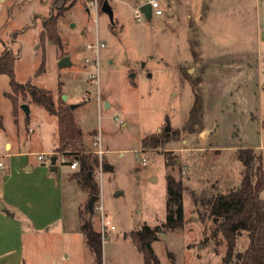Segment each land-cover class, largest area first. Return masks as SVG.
I'll return each instance as SVG.
<instances>
[{
  "label": "rangeland",
  "instance_id": "obj_1",
  "mask_svg": "<svg viewBox=\"0 0 264 264\" xmlns=\"http://www.w3.org/2000/svg\"><path fill=\"white\" fill-rule=\"evenodd\" d=\"M92 1L0 0V53L16 55V80L49 90L57 104L68 96L63 102L77 106L71 111L85 150L99 158L91 212L93 194L76 178L79 163L72 170L54 153L57 117L21 95L15 113L9 77L0 74V264H99L83 232L87 221L102 235L101 264H144L131 236L143 225L161 228L152 243L161 264H222L224 237L191 193L239 187L240 149H255L264 164V0H158L163 15L142 22L135 9L145 0H97V13ZM58 13L61 47L40 37L44 19ZM97 43L104 44L99 55ZM64 57L71 65L61 69ZM95 61L99 86L87 80ZM194 89L203 99L201 122L189 121ZM168 120L180 135L143 149ZM40 154L56 155V170ZM167 173L186 188L182 229L162 228ZM248 245L243 234L237 250Z\"/></svg>",
  "mask_w": 264,
  "mask_h": 264
},
{
  "label": "trees",
  "instance_id": "obj_2",
  "mask_svg": "<svg viewBox=\"0 0 264 264\" xmlns=\"http://www.w3.org/2000/svg\"><path fill=\"white\" fill-rule=\"evenodd\" d=\"M45 18L43 22L42 40L48 39L61 47V36L58 33V17ZM16 55L9 49L0 53V74L7 75L10 81L11 93L7 97L14 105L15 113L18 112V96L30 98L34 103L42 106L47 112L57 117L59 121L58 136L59 146L55 152L73 157L81 168L76 174L82 187L98 198L99 190L93 183L94 170L98 166V155L88 153L84 146V135L73 117V113L65 102L59 97V103L54 101V96L49 90L29 84L23 85L16 80L14 70ZM44 71L43 66L39 72ZM197 83V82H196ZM194 83V88L196 87ZM196 89V88H195ZM194 89V103L189 112V121L201 122L203 118V99ZM0 128L4 123L0 115ZM203 129V128H201ZM180 135V131L173 129L169 120L163 127L160 135L147 136L142 141L143 149L155 148ZM238 161L243 165L241 183L239 187L231 189L227 193L208 195L191 193V199L196 206L203 209V218L212 220L218 224L226 242V254L222 264H264V164L262 154L253 148L240 149L237 154ZM167 220L162 225L163 229H182L185 223L184 199L186 191L183 182L167 173ZM160 227L143 225L140 229L132 231V241L142 253L144 264H161L152 248V243L158 239ZM83 232L87 238V244L97 257L98 263H102V235L96 232L93 224L87 221L83 226ZM247 234L249 245L245 251L237 250L239 238Z\"/></svg>",
  "mask_w": 264,
  "mask_h": 264
},
{
  "label": "built area",
  "instance_id": "obj_3",
  "mask_svg": "<svg viewBox=\"0 0 264 264\" xmlns=\"http://www.w3.org/2000/svg\"><path fill=\"white\" fill-rule=\"evenodd\" d=\"M148 4L151 8V14H152V17L153 16H156V17H160V15H163L164 13V10L161 6V2H159L158 0H145L142 4H140L138 7H136L135 9V18L138 22H142L145 14L144 12L141 11V8L143 7V5H146ZM92 5L95 6V9H96V13L99 11V8H100V5H99V2H97V0H93L92 1ZM144 16V17H143ZM104 47V44H99L97 43L96 44V47H95V51L97 52V54L99 55V49L100 48H103ZM89 48H92L91 46H89ZM94 68L97 69L96 73L95 74H91V75H88L87 76V80L89 82V84L91 85H97L99 86V62L98 61H95L94 63ZM101 141H98V143H94V145H98L99 146V149L97 150V154H99L100 156H102L104 154L105 151H103V149L101 148ZM62 162L64 163H67L69 164V167L72 169V170H77L78 169V162L76 160H73V161H70L68 156H66L65 154H62ZM38 160L42 163H46L48 161L51 162V159H48L46 158V155L44 154H40L38 155ZM147 160H143L142 164L143 165H146L147 164ZM0 166H1V163H0ZM105 223L103 222L102 224V229L105 230ZM111 229L113 230L114 227L112 226Z\"/></svg>",
  "mask_w": 264,
  "mask_h": 264
},
{
  "label": "water",
  "instance_id": "obj_4",
  "mask_svg": "<svg viewBox=\"0 0 264 264\" xmlns=\"http://www.w3.org/2000/svg\"><path fill=\"white\" fill-rule=\"evenodd\" d=\"M141 11L144 12L145 16L149 19L152 18V14H151V8L148 4L146 5H143V7L141 8ZM102 12L105 13L111 20L112 23H114L115 21V18H114V12H113V8L111 6V4L108 2V1H104L103 5H102ZM71 65V62H70V58L69 57H64L62 58V60L60 61L59 63V67L62 69L63 67H67V66H70ZM63 100H68V96L64 95L63 96ZM107 106H110V104L108 103ZM77 106L76 105H71V109H75ZM22 109L25 111V113L27 114V116L29 115V107L27 105H22ZM58 160V157L56 155H54L52 158H51V164H52V167L51 169L53 170H56L55 168V165H56V162ZM105 169L107 170H112V167L108 166L107 164H105L103 166ZM98 198L93 196L90 198V202H89V210L91 212H93L94 210V205L95 203L97 202ZM5 206L3 203H1L0 201V210H5Z\"/></svg>",
  "mask_w": 264,
  "mask_h": 264
},
{
  "label": "crops",
  "instance_id": "obj_5",
  "mask_svg": "<svg viewBox=\"0 0 264 264\" xmlns=\"http://www.w3.org/2000/svg\"><path fill=\"white\" fill-rule=\"evenodd\" d=\"M205 75H206V69H205ZM204 138H207V136L210 134V132L207 130V129H204ZM6 146H7V149H9V150H11V148H12V146H11V144H9V143H7L6 144ZM9 147V148H8ZM214 148V147H213ZM214 149H216V148H214ZM54 153H55V151H54ZM29 170H31L30 168H28ZM1 201V200H0ZM2 203V202H1Z\"/></svg>",
  "mask_w": 264,
  "mask_h": 264
}]
</instances>
